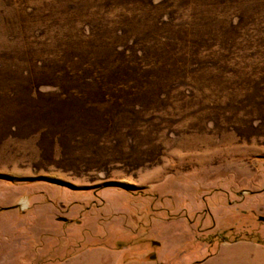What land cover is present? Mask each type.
<instances>
[{
	"label": "rangeland",
	"instance_id": "1",
	"mask_svg": "<svg viewBox=\"0 0 264 264\" xmlns=\"http://www.w3.org/2000/svg\"><path fill=\"white\" fill-rule=\"evenodd\" d=\"M237 240L264 244V0H0V264Z\"/></svg>",
	"mask_w": 264,
	"mask_h": 264
},
{
	"label": "crops",
	"instance_id": "2",
	"mask_svg": "<svg viewBox=\"0 0 264 264\" xmlns=\"http://www.w3.org/2000/svg\"><path fill=\"white\" fill-rule=\"evenodd\" d=\"M195 258H188L183 264H264V244L250 240L221 242L213 250H206L202 256ZM46 264H127V262L123 250L101 246L90 249L78 248L62 260Z\"/></svg>",
	"mask_w": 264,
	"mask_h": 264
},
{
	"label": "trees",
	"instance_id": "3",
	"mask_svg": "<svg viewBox=\"0 0 264 264\" xmlns=\"http://www.w3.org/2000/svg\"><path fill=\"white\" fill-rule=\"evenodd\" d=\"M107 67H109V66H107ZM107 67H105V68H107ZM105 68H104V69H105ZM112 68H113V67L110 65V69H112ZM121 82H122V81H120L115 87H118V85H120ZM113 84H114V83H113ZM112 86H113V85H112ZM94 94H95V93H94Z\"/></svg>",
	"mask_w": 264,
	"mask_h": 264
}]
</instances>
